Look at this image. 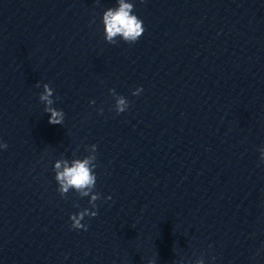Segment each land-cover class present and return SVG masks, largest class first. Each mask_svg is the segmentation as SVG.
<instances>
[{
	"label": "water",
	"instance_id": "1",
	"mask_svg": "<svg viewBox=\"0 0 264 264\" xmlns=\"http://www.w3.org/2000/svg\"><path fill=\"white\" fill-rule=\"evenodd\" d=\"M128 2L133 44L116 0H0V264H264V0ZM91 145L95 209L53 170Z\"/></svg>",
	"mask_w": 264,
	"mask_h": 264
},
{
	"label": "clouds",
	"instance_id": "2",
	"mask_svg": "<svg viewBox=\"0 0 264 264\" xmlns=\"http://www.w3.org/2000/svg\"><path fill=\"white\" fill-rule=\"evenodd\" d=\"M116 7L107 8L102 15V23L104 26V38L109 44H116L117 37L121 38L124 42L133 44L138 41L144 32L143 21L134 14V4L128 0H116ZM40 87V84L36 85ZM142 89L137 88L132 94L138 95ZM54 90L49 84H43V92L40 94L39 99L45 105L44 111L49 113V124L61 125L64 121V112L57 110L53 107ZM110 92L115 98V111L119 114L127 110L129 102L123 96L117 95L114 89ZM94 103V101L92 102ZM102 111V110H101ZM6 148V144L0 145ZM96 145H91L88 149L89 155L83 159H73L69 165L68 160H57L54 164L55 180L59 187L58 192L64 197L70 189L75 190L80 197L90 196L89 204L93 209L97 207L96 201L100 199L99 193H94L96 186L95 168L97 167L96 161ZM261 161L264 162V148L261 150ZM107 199H111L108 197ZM79 207V205H74ZM96 211H89L87 208L81 210L77 214L70 216L72 221L71 227L73 229L87 230V225L82 224L86 216L95 217Z\"/></svg>",
	"mask_w": 264,
	"mask_h": 264
}]
</instances>
